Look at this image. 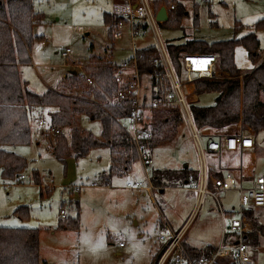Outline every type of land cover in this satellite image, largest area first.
I'll list each match as a JSON object with an SVG mask.
<instances>
[{"label":"rangeland","instance_id":"obj_1","mask_svg":"<svg viewBox=\"0 0 264 264\" xmlns=\"http://www.w3.org/2000/svg\"><path fill=\"white\" fill-rule=\"evenodd\" d=\"M116 1L32 0L33 7L44 16L40 24L33 26V33L44 37L31 42L30 63L19 66V76L27 88L37 94L49 88L81 93L83 88L92 85L87 82L88 78L91 79L90 64L94 62L91 56L97 61H109L118 66L130 59L134 50L153 45L150 30L131 38L128 27L117 26L120 34L114 35L113 29L108 35L103 13H111ZM178 1L186 14L181 20L182 27L157 25L165 42H182L187 38L217 41L240 38L253 32L259 40L260 50L264 51V29H253L256 21L264 18V0ZM171 3H177V0H156L154 6L156 11L164 6L168 14ZM235 21L242 25L236 32ZM67 48L69 52L64 57L61 51ZM234 50L236 66L242 71L251 69L253 63L244 46L237 44ZM261 55L264 56L262 52ZM222 74L225 73L217 69V79L223 78ZM72 75L80 76V88L67 85ZM142 80L139 102L142 104L144 99L147 105L150 80L147 77ZM191 90H195V84ZM216 96V92H204L197 96V103L211 105ZM260 99L264 101V92ZM33 113L35 117L40 113L41 116L33 120L35 132L30 143L8 147L26 159L27 166L23 171L26 179L17 178L19 182L4 184L0 177V226L37 225L31 228H37L39 232L40 264H153L161 248L157 222L167 220L173 225L183 222L195 199V193L184 189L182 186L186 184L181 181L184 169L197 175L199 171V160L184 124L178 125L171 140L160 143L149 152L150 164L142 166L137 155L128 171L108 179L110 157L107 147L90 149L86 155L70 157L63 164L53 156L48 139L40 140L39 144L35 142L40 139L38 132L42 130L38 128V120H47V110L36 108ZM77 126L95 138H101L98 120L83 116ZM238 129V124H234L224 130L235 132ZM256 139L258 144L254 142L253 148L256 154L247 159L254 167L253 175L264 174V131ZM232 154L224 153L221 162L224 164L225 160L232 159ZM205 162L208 173H214L217 159L206 153ZM32 170L37 172L40 182L44 174H50L53 177L50 186L40 188V182L38 185L32 178ZM156 178L163 182L164 188L153 185ZM147 180L154 187L152 192L143 189ZM217 199L218 203L208 194L203 196L183 232V243L197 248L218 243L220 211L228 220V211L237 209V192H219ZM76 201L79 206L78 229L59 228V219L75 215ZM61 202L64 203L62 208ZM20 205H27L29 209L27 220L13 215L14 209ZM61 211L64 217L60 215ZM101 240L103 247H98ZM119 242L124 246H119ZM251 256L252 264H264V245Z\"/></svg>","mask_w":264,"mask_h":264},{"label":"trees","instance_id":"obj_2","mask_svg":"<svg viewBox=\"0 0 264 264\" xmlns=\"http://www.w3.org/2000/svg\"><path fill=\"white\" fill-rule=\"evenodd\" d=\"M206 1V0H205ZM177 0L176 7L170 9L168 19L159 23L170 28H181L185 14L182 4ZM207 2V1H206ZM208 3V2H207ZM210 12V10H209ZM197 12L194 13V19ZM44 19L32 4V0H0V177L3 183L20 179L27 166L21 155L8 147L27 145L31 141L30 121L35 117L34 109L47 110L45 127L39 132L43 139H48L53 156L65 164L66 159L86 155L90 149L107 147L110 165L106 178L119 175L129 170L131 163L137 159L136 150L122 128L126 118L134 110V92L126 84L116 79L121 72L117 65L109 61H97L91 56L89 75L91 87L83 88L81 93H65L58 89H47L37 94L27 88L26 82L19 76V66L30 63L29 46L32 41L43 39L42 34H34L33 26ZM125 18L112 12L103 13V22L110 36L113 29ZM235 21L234 31L241 28ZM253 29H264V18L259 19ZM166 48L172 65L179 78H182L184 56H212L216 59L217 69L224 77L221 79H198L194 82V93L198 96L204 92H216L211 105H200L197 99L189 104L192 119L199 130L225 129L238 122L242 128L249 127L257 143V135L264 131V101L260 95L264 92V56L261 55L259 40L255 33L249 32L240 38L206 41L187 38L182 42L167 41ZM241 44L246 49L253 67L240 70L234 60V48ZM138 73L147 77L152 83L162 75L163 68L157 63L155 48L147 45L135 50ZM96 61V62H95ZM80 76L72 75L68 82L70 88H80ZM70 92V91H69ZM154 90L150 91V101L146 105L143 99L139 106L141 114L140 143L149 152L162 142L171 140L183 124L177 107L159 101ZM86 116L98 120L101 125L100 139L79 129L77 124ZM38 117V118H39ZM245 126V127H244ZM217 173L216 175H219ZM32 178L39 185L40 179L32 170ZM197 174L184 169L181 181L185 184L195 182ZM19 182V180H16ZM109 180L105 185H108ZM154 186H165L156 178ZM40 186V185H39ZM41 187V186H40ZM185 187V186H182ZM60 204V208L63 206ZM78 202H75V215L59 219L58 227L78 229ZM62 212V211H61ZM229 215L233 211H228ZM243 214L252 224L250 234L240 238L228 233L226 243L241 241L252 252L264 245V208L249 207ZM13 214L20 220H27V205L16 207ZM184 246L191 256H202L214 250V245L205 247ZM156 256V255H155ZM0 264H40L39 232L37 228L26 226H0Z\"/></svg>","mask_w":264,"mask_h":264},{"label":"built area","instance_id":"obj_3","mask_svg":"<svg viewBox=\"0 0 264 264\" xmlns=\"http://www.w3.org/2000/svg\"><path fill=\"white\" fill-rule=\"evenodd\" d=\"M156 0H118L113 4L112 13L125 18L117 26L128 27V34L131 38L142 36L147 30L151 31L154 40L155 57L157 63L163 68V73L154 81L149 83L150 89L154 90L159 101L175 106L179 109L183 124L189 138L195 148L198 160L199 171L195 182L188 183L184 189L195 193V208L198 207L204 195L208 194L216 198L217 193L222 191L237 192V209L232 215L221 214V234L218 243L207 255L191 256L183 243V232L187 226L190 216L178 230L172 229L166 220H161L162 230L159 232L158 241L161 244L160 250L154 257L153 264H252L253 258L248 246L238 241L225 242L228 233H233L240 238L244 234H250L253 230L252 224L243 214V209L249 207L264 208V174L253 175L249 181L239 177L230 171H219V175L208 173L206 169L205 154L214 156L220 161L224 153H242L245 150L254 148V134L244 129L238 122L239 129L235 132L220 130H199L190 113L189 104L197 99L191 86L198 79H217V64L212 56H184L182 58L183 76L179 78L168 54L166 43L158 32L156 19ZM176 7L171 3L170 9ZM167 12V10H166ZM114 35L120 34V30L114 28ZM69 49L61 52L62 56L68 55ZM264 55V51L262 52ZM121 72L116 74V79L128 86L134 92V110L126 118L122 128L133 144L142 166L151 163V158L140 143L142 133L140 132L141 114L139 111L140 89L143 77L139 75L135 50L133 56L118 65ZM89 84L91 79H87ZM143 101V100H142ZM46 125L44 119L38 120V128L43 129ZM25 175H20L23 180ZM52 181L50 174L41 177L40 186L48 187ZM246 183V185L244 184ZM127 186H130L129 184ZM211 186V187H210ZM143 189L151 192L154 189L150 180ZM64 217V214L60 212ZM227 221H226V220ZM119 246H123L119 242Z\"/></svg>","mask_w":264,"mask_h":264},{"label":"crops","instance_id":"obj_4","mask_svg":"<svg viewBox=\"0 0 264 264\" xmlns=\"http://www.w3.org/2000/svg\"><path fill=\"white\" fill-rule=\"evenodd\" d=\"M62 52V51H61ZM263 52V51H262ZM67 66V64H66ZM197 96V95H196ZM34 120V118H33ZM33 120L31 119L30 121V127H31V132H32V136H33V133L35 132V130H33V126H32V123H33ZM39 133V132H38ZM40 136V134L38 135ZM40 140L42 141L43 140V137L40 136V139H36L35 142L36 144H39L40 143ZM13 151H15L14 149H12ZM251 151V150H250ZM249 150H245L243 151L242 153H233L232 154V159L230 160H225L224 164L223 162L220 161H217L218 162V166H217V169L214 170V173H218L219 171H230L232 172L233 174L239 176V177H243L245 179V181H249L250 180V177L253 176V172H254V167L251 166V164H249L247 162V159L248 157H250L251 155H255L256 153L253 151L250 152ZM224 160V159H223ZM26 179V178H24ZM23 179V180H24ZM52 180H53V177H52ZM3 183V182H2ZM6 184V183H4ZM187 185V184H186ZM160 187V186H159ZM42 188V187H40ZM164 188V186L162 187ZM154 189H152L153 191ZM151 191V192H152ZM190 191V190H189ZM192 192V191H191ZM195 209V199H193V205L191 206L190 210H189V213H188V216L186 217V219L183 221V222H178V223H175V225L171 224V222H168L169 226L174 229V230H178L182 224L187 220V218L193 213ZM14 215V214H13ZM19 225H23V224H19ZM157 226L158 228L160 229V231L162 230V225H161V221H158L157 222ZM217 244V243H216ZM215 244V245H216ZM214 245V246H215ZM124 246V245H123ZM195 247V246H193Z\"/></svg>","mask_w":264,"mask_h":264},{"label":"water","instance_id":"obj_5","mask_svg":"<svg viewBox=\"0 0 264 264\" xmlns=\"http://www.w3.org/2000/svg\"><path fill=\"white\" fill-rule=\"evenodd\" d=\"M156 19L160 22H164L168 19V14L164 6H161L156 13ZM75 72V71H74Z\"/></svg>","mask_w":264,"mask_h":264},{"label":"snow or ice","instance_id":"obj_6","mask_svg":"<svg viewBox=\"0 0 264 264\" xmlns=\"http://www.w3.org/2000/svg\"><path fill=\"white\" fill-rule=\"evenodd\" d=\"M249 67H251V66L249 65ZM27 227H37V225H28ZM97 246L103 247V240H101Z\"/></svg>","mask_w":264,"mask_h":264}]
</instances>
